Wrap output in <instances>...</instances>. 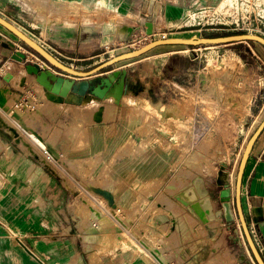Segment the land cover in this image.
<instances>
[{"label":"rangeland","instance_id":"374dc122","mask_svg":"<svg viewBox=\"0 0 264 264\" xmlns=\"http://www.w3.org/2000/svg\"><path fill=\"white\" fill-rule=\"evenodd\" d=\"M110 3L114 4L0 0V16L50 53L56 48L69 52L73 59H58L79 71H90L162 38L264 37V0H250L248 15L240 8L244 16L238 25L236 21L220 26L208 18L195 22L184 11V0H143L146 17L160 25L152 35L144 29L120 32V13ZM171 10L181 16L171 18ZM85 20L93 25L82 28ZM18 52L26 58L17 59ZM133 61H139L132 66L138 86L127 81L124 102L89 94L64 101L63 108L54 111L45 96L50 89L27 72V65L38 63L55 76L74 78L0 24V93L8 97L7 103H0V237L10 239L11 264H41L20 247L19 238L42 251L46 264H257L237 213L230 224L220 220L223 229L216 231L200 224L189 206L205 211L210 206L205 197L210 196L212 214L222 209L208 191L222 192L227 184L236 212L239 165L249 139L264 121V45L249 40L160 46L118 64ZM118 64L93 76L95 85ZM20 77L28 83L19 85ZM153 103L164 104V117L147 105ZM146 105L151 115L136 110ZM78 128L88 131L87 141L76 137ZM125 130L127 134L114 141ZM32 136L43 141L52 159ZM149 153L164 154V163L150 175L117 170L120 163ZM255 160L264 172V144ZM51 179L57 187L75 192L71 211L58 217L40 199ZM200 181L204 190L199 189ZM129 189L131 197L124 202ZM181 193L185 199L189 195L192 205L177 198ZM253 216L249 214L250 222ZM171 218L178 219L188 244L177 243L165 224ZM236 236L242 246L232 239ZM18 254L27 260H19Z\"/></svg>","mask_w":264,"mask_h":264},{"label":"water","instance_id":"95a60500","mask_svg":"<svg viewBox=\"0 0 264 264\" xmlns=\"http://www.w3.org/2000/svg\"><path fill=\"white\" fill-rule=\"evenodd\" d=\"M0 24L4 26L6 29L11 31L13 34L18 36L22 41H24L29 47L35 50L46 62L52 65L57 70L64 72L74 79H65L63 77L55 76L54 72L50 70H42L40 64L27 65V72L31 75H36L37 80L45 85L52 91L60 95L62 98H67L70 95H76L80 98H84L87 95H93L99 99L105 100L109 98H113L116 104H119L122 100L123 96L127 93V70H117L109 73L106 77L99 78V82L95 85V81L93 76L100 74L103 70L114 66L122 61H126L129 59H133L136 57H140L153 49L160 46H169V45H188V46H198V45H220V44H228L232 42L239 41H256L264 45V37L260 35L254 34H236L222 37H214V38H162L157 39L150 44L134 50L130 52H126L124 54L118 55L107 62L99 65L98 67L90 70V71H79L69 67L68 65L61 62L56 56L50 53L47 49L37 43L35 40L26 35L23 31H21L14 24L6 20L5 18L0 16ZM154 33V25L152 22L147 24V34L152 35ZM15 57L19 60H23L26 58L24 53L18 52ZM52 78V79H51ZM49 79L52 82H49ZM77 79L82 81H77ZM264 132V121L261 123L259 128L253 134V136L249 139L237 174L236 180V189H235V206L236 212H234L233 207V199L231 195V190L229 185H225L224 190L220 194V202L222 204V209L215 211L212 214L211 209V201L210 196L205 197V202L208 203L207 209L205 211L201 210L196 205L189 206V210L192 213H196V215L204 222L208 223L210 221H220L224 220L225 223L230 224L235 221V213H237L242 229L246 238V241L249 245V248L257 262V264H264V257L262 256L258 245L256 244L248 223L246 221L242 203V188L243 181L245 176V171L248 165V161L250 159L253 148L260 138L261 134ZM196 182V181H195ZM185 193H181L177 196V198L185 203V205H192L191 202L185 201L184 199ZM188 202V203H186ZM192 207V208H191ZM209 215V216H208ZM235 242H240V237L236 236L233 238ZM25 249L29 254H31L34 258H36L41 264H44L42 260H40L28 247L24 245Z\"/></svg>","mask_w":264,"mask_h":264},{"label":"crops","instance_id":"0c3cea01","mask_svg":"<svg viewBox=\"0 0 264 264\" xmlns=\"http://www.w3.org/2000/svg\"><path fill=\"white\" fill-rule=\"evenodd\" d=\"M112 1L114 4H112V3H110V4L115 5L116 9L120 13L119 24L117 25V27L120 29V32L123 29H127L130 32H139L142 29L147 31V24L152 22V21H150V19H148L145 15V11H144L143 4H142L143 0H112ZM220 1L221 0H213L210 2H208V1L206 2L205 0H191V1L184 0L183 7H184V11L186 12L188 9V5L191 3H194V2H201V3H204L206 5H217ZM169 15L171 16V18L175 19L176 17L181 16V13L178 10H171L169 12ZM152 23L154 25V30L157 31L159 29L158 27H160V25H158L156 21L152 22ZM91 25H93V23H89V22H87V20L80 22V26L84 29L89 28V26H91ZM115 27H116V25H115ZM107 28H108V25H107ZM118 28H117V30H118ZM105 29H106V26H105ZM111 30H114V29H111ZM111 30H108V31H111ZM81 37H82L81 33L78 34V39H81ZM89 37L91 38V35ZM52 53L59 59H61L60 56L63 58H67V59H73L72 57L68 56L69 52H66L64 50L59 51L56 48L55 53L54 52H52ZM136 63H139V61L138 62L133 61V63L118 64L117 66H115V68L109 70V72H106L105 75H108V73L116 71V70H127V81L129 82V84L133 88H135L138 86V83L136 82L137 80L134 79V77H133L134 76V69L132 68V66H134ZM125 99L126 98L124 97L122 99V102H124ZM50 104H51L50 105L51 108L54 111H58L61 108H63L62 103H59L58 105H56V104L50 102ZM147 105H152L154 108H156V109H154V111H155L154 113L163 115V117L165 116V114H166L165 109L166 108H165L164 104L153 103V104H147ZM147 105L145 108L144 107H137L136 110L137 111H143L145 113V116H146V114L151 115V111H148ZM69 107H72V106H69ZM15 130L16 129H12V131H14L16 133ZM75 134H76L77 138L78 137L80 139L84 138L85 139L84 141H87L88 136H89V135H87L88 131H86L84 129H80V128H78L76 130ZM126 134H127V131L125 130L123 132V134H121V136H118V138H116L114 141H116L117 139H120L121 137L125 136ZM263 135L264 134H262V136L256 142V144L253 148V151L251 153L250 159L248 161V165H247V168L245 171V176H244V181H243L242 201H243L244 211L246 213V219L248 221L247 222L248 226L250 228V231H252V230L255 231V237L256 238L255 237L254 238L256 239V242H257V245L260 249V252H261L262 256L264 257V172L260 170L261 167H258V163L255 160L256 151L258 149H260L264 144L263 138H262ZM114 141L111 140L110 143H112V145H114L115 144V143H113ZM82 145H80V146H82ZM163 163H164V154L163 153H159L156 156H155V154L149 153L144 158L143 157L142 158H136V159L127 160V161L120 163L117 166V170L120 172H124V171H131L132 169H134V170H139L140 174L146 173V175L147 174L150 175L151 173L157 171V168ZM113 174H114V172H113ZM53 181H54L53 179L48 181L49 185H47V187L40 194V199L43 200L45 207L50 206L48 208H52V212L54 213V215H56L58 217L61 214H63L65 210L71 211L70 202L72 201V199L75 195V192L68 190V188L64 187V185L62 187H57L58 186L57 181H54L56 184ZM221 190L215 194H212V192L208 191L210 193V195H212V198L217 200V202L219 203V207L221 205L220 204ZM128 191H129V193H127L126 195L123 196L122 201H124V202H126L131 197V194H130L131 190L129 189ZM246 203H248V206L250 209L249 213H247V210H246V208H247ZM220 209H221V207H220ZM70 214H72V213H70ZM192 214L195 215V217L200 221V224L201 223L206 224L205 226H209V223L216 222V221H210L208 223H204L196 215V213H192ZM249 214L251 216L254 215L252 217L251 222H250ZM165 224L170 226V231H171V233H173L175 235L176 241L180 246L188 244L187 241H184L182 239L183 231L179 228L178 219H175V218H171V220L167 219ZM214 229L216 231L222 230L223 228L221 227V223H220V227H216ZM230 238H232V237H230ZM18 241H19L20 247H23L25 249V247H24V245H25L40 260H42L44 264H46L44 261V258H43L44 254L42 253V251L33 249L32 246H30V245L28 246V244L23 242L20 238L18 239ZM235 243H237V242H235ZM238 244H239V246H242V244H243L241 237H240V242H238ZM18 255H19L18 256L19 260H21V258H22V261L27 260L26 255H24V254H18ZM13 257H16V255L13 254ZM34 259L36 261H38L36 258H34ZM11 261H12V254H11L10 239L8 237L2 236V237H0V264H11Z\"/></svg>","mask_w":264,"mask_h":264},{"label":"built area","instance_id":"2783aa9c","mask_svg":"<svg viewBox=\"0 0 264 264\" xmlns=\"http://www.w3.org/2000/svg\"><path fill=\"white\" fill-rule=\"evenodd\" d=\"M249 4L250 0H234L233 2L221 0L217 5H206L201 2H194L188 5L189 10L186 12L190 18H194L195 22L201 23L205 18H208V21L214 26L229 25V22L236 23V21L238 25L241 16H244L243 14H250L248 11V7H250ZM240 8L244 10L243 14L239 13L241 12ZM251 232L253 237H255V231L252 230Z\"/></svg>","mask_w":264,"mask_h":264},{"label":"bare ground","instance_id":"6f19581e","mask_svg":"<svg viewBox=\"0 0 264 264\" xmlns=\"http://www.w3.org/2000/svg\"><path fill=\"white\" fill-rule=\"evenodd\" d=\"M230 2H233L234 0H229ZM101 3H102V1H100L99 2V5H101ZM110 26H112V25H110ZM172 38H184V37H172ZM192 38V37H191ZM184 39H189V38H184ZM43 64H45V63H43ZM217 66H219V64H217ZM26 76V75H25ZM31 77V76H30ZM31 79H32V77H31ZM35 80V79H34ZM18 83H19V85H21V86H23L24 84H26V83H28V80H26V78L25 77H20L19 79H18ZM46 98H47V100L49 101V102H51V103H54V104H56V105H58L59 103H62V102H64V101H66V102H74V101H78V100H81V99H84V98H80V97H78V96H76V95H70V96H68L67 98H62L60 95H58V94H56V93H53L52 91H47L46 92ZM8 99V97L6 96V95H4V94H2V93H0V103H7V100ZM3 106V105H2ZM249 113V112H248ZM16 115V117H20V114L19 113H16L15 114ZM17 132V131H16ZM16 135V134H15ZM33 137V139H34V141H35V143H37V145L39 144L40 146H42L41 148H42V150H44V152L46 153V148L45 147H43L44 145H43V141H41L40 140V138H38V137H35V136H32ZM48 154V153H47ZM48 156V159H52V156L50 155V154H48L47 155ZM180 172H182V176H183V171H180ZM180 174V173H179ZM201 176V175H200ZM179 176H177V178H178ZM176 178V179H177ZM203 178V177H202ZM180 180H181V178H180ZM170 185V184H169ZM199 189H201V190H204V184H203V181L201 182L200 181V183H199ZM188 197H189V195H188ZM187 197V198H188ZM187 198L185 199V201H188L187 200ZM190 201V200H189ZM179 202V201H178ZM174 203V202H173ZM186 203H188V202H186ZM175 204V203H174ZM177 204V203H176ZM182 204V203H181ZM172 206H173V204H171ZM176 206V205H175ZM180 206V205H179ZM176 207H178V206H176ZM184 206H182V208H183ZM180 208V207H179ZM181 209V208H180ZM177 211H178V209H177ZM182 211V210H181ZM173 212H175L176 213V211H173ZM182 212H184V211H182ZM178 213V212H177ZM189 216V215H188ZM190 217V216H189ZM190 219H191V217H190ZM192 220H194V219H192ZM220 221H216V222H213V223H209V226H212L213 228H216V227H220V223H219ZM211 224V225H210ZM167 225V224H166ZM147 254V253H146ZM149 255V254H148ZM216 256V255H215ZM152 258V257H151ZM211 258H213V257H211ZM215 258H217V257H215ZM219 259H220V257H219ZM219 259L217 258L216 260H218L219 261ZM212 260H214V259H212ZM215 262V261H214ZM220 262V261H219ZM214 264H217L216 262L214 263ZM219 264V263H218ZM221 264V263H220Z\"/></svg>","mask_w":264,"mask_h":264}]
</instances>
